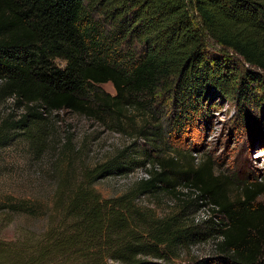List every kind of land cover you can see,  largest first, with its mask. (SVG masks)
<instances>
[{
  "label": "trees",
  "instance_id": "obj_1",
  "mask_svg": "<svg viewBox=\"0 0 264 264\" xmlns=\"http://www.w3.org/2000/svg\"><path fill=\"white\" fill-rule=\"evenodd\" d=\"M217 97L236 103L243 123L245 107L264 108V0H0V103L13 108L0 149L20 138L40 146L62 111L146 142L60 172L46 230L0 241V264H264V183L239 182L231 199L233 180L209 158L163 150ZM140 169L147 178L120 196L94 188ZM160 195L175 210L158 217L139 204ZM209 241L213 254L177 261Z\"/></svg>",
  "mask_w": 264,
  "mask_h": 264
},
{
  "label": "rangeland",
  "instance_id": "obj_2",
  "mask_svg": "<svg viewBox=\"0 0 264 264\" xmlns=\"http://www.w3.org/2000/svg\"><path fill=\"white\" fill-rule=\"evenodd\" d=\"M98 87L106 93H115L111 84ZM12 109L11 101L0 103V120ZM238 111L236 103L212 98L207 111L193 126H188L182 141L175 137L174 142L163 145L165 153L167 147L170 148V155L181 151L193 152L192 156L199 161L209 158L216 174L233 180L234 184L229 187L231 199L239 193V182L256 179L264 183V108L245 107L248 118L245 123L240 120ZM140 117L137 126L142 124ZM45 127L46 135L40 146L20 138L0 149V241L6 244L17 239L26 244L23 238L38 237L46 230L59 174L68 166L94 165L124 147L133 146V150L141 152L146 148L143 139L130 137L132 130L122 134L69 111L53 114ZM68 142H71L70 147L66 146ZM145 175L146 171L140 169L127 176L101 180L94 188L104 198L120 196ZM8 201H25L32 211L9 213ZM139 204L153 210L158 217L177 206L176 200L166 195L144 197ZM206 212L204 209L193 218L196 221L197 216L202 220ZM212 243L179 249L176 259L188 262L207 257L213 254Z\"/></svg>",
  "mask_w": 264,
  "mask_h": 264
},
{
  "label": "built area",
  "instance_id": "obj_3",
  "mask_svg": "<svg viewBox=\"0 0 264 264\" xmlns=\"http://www.w3.org/2000/svg\"><path fill=\"white\" fill-rule=\"evenodd\" d=\"M145 176H146V177H144V178H147V173H146V175H145ZM212 207H213V206H212ZM204 209H206V211H207V212H206V215H204V216L206 217V216H208V215H209V213H210V212L208 211V207H204V208H202V209H201V211H202V210H204ZM201 211H200V212H201ZM200 212H199V213H200ZM196 220H198V221H199V217H197V216H196Z\"/></svg>",
  "mask_w": 264,
  "mask_h": 264
}]
</instances>
